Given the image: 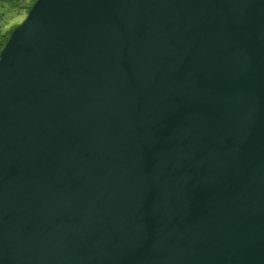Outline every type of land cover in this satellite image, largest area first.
I'll return each instance as SVG.
<instances>
[{
	"label": "water",
	"instance_id": "95a60500",
	"mask_svg": "<svg viewBox=\"0 0 264 264\" xmlns=\"http://www.w3.org/2000/svg\"><path fill=\"white\" fill-rule=\"evenodd\" d=\"M0 264H264V0H36L0 54Z\"/></svg>",
	"mask_w": 264,
	"mask_h": 264
},
{
	"label": "trees",
	"instance_id": "16d2710c",
	"mask_svg": "<svg viewBox=\"0 0 264 264\" xmlns=\"http://www.w3.org/2000/svg\"><path fill=\"white\" fill-rule=\"evenodd\" d=\"M36 0H0V54L12 30L20 23Z\"/></svg>",
	"mask_w": 264,
	"mask_h": 264
},
{
	"label": "rangeland",
	"instance_id": "374dc122",
	"mask_svg": "<svg viewBox=\"0 0 264 264\" xmlns=\"http://www.w3.org/2000/svg\"><path fill=\"white\" fill-rule=\"evenodd\" d=\"M24 18H25V16H22V17L20 18V22H21Z\"/></svg>",
	"mask_w": 264,
	"mask_h": 264
}]
</instances>
